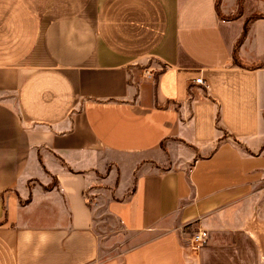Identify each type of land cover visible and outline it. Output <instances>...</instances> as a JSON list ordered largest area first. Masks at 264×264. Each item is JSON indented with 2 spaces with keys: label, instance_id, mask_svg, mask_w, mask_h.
Returning <instances> with one entry per match:
<instances>
[{
  "label": "crops",
  "instance_id": "0c3cea01",
  "mask_svg": "<svg viewBox=\"0 0 264 264\" xmlns=\"http://www.w3.org/2000/svg\"><path fill=\"white\" fill-rule=\"evenodd\" d=\"M263 37L264 0H0V264H264ZM103 182L138 242L100 257Z\"/></svg>",
  "mask_w": 264,
  "mask_h": 264
},
{
  "label": "rangeland",
  "instance_id": "374dc122",
  "mask_svg": "<svg viewBox=\"0 0 264 264\" xmlns=\"http://www.w3.org/2000/svg\"><path fill=\"white\" fill-rule=\"evenodd\" d=\"M262 43H264V37ZM261 49H264V45ZM89 188L93 191L88 195L93 209V225L96 228L99 241L100 257L121 252L136 244L138 242L137 236H135L133 232L121 228L115 219L104 209L105 196H103V193H110L108 189L111 188V186L103 182L90 186ZM256 190L258 197H260V210L264 211V178L257 183ZM205 238L202 243L205 242Z\"/></svg>",
  "mask_w": 264,
  "mask_h": 264
},
{
  "label": "built area",
  "instance_id": "2783aa9c",
  "mask_svg": "<svg viewBox=\"0 0 264 264\" xmlns=\"http://www.w3.org/2000/svg\"><path fill=\"white\" fill-rule=\"evenodd\" d=\"M194 81L201 82V77L198 75L194 77ZM206 237V231L204 229H198L191 234L190 241L194 247L198 246L204 241Z\"/></svg>",
  "mask_w": 264,
  "mask_h": 264
}]
</instances>
